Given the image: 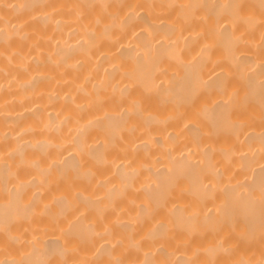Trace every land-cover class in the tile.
Listing matches in <instances>:
<instances>
[{"label": "bare ground", "instance_id": "bare-ground-1", "mask_svg": "<svg viewBox=\"0 0 264 264\" xmlns=\"http://www.w3.org/2000/svg\"><path fill=\"white\" fill-rule=\"evenodd\" d=\"M0 264H264V0H0Z\"/></svg>", "mask_w": 264, "mask_h": 264}]
</instances>
